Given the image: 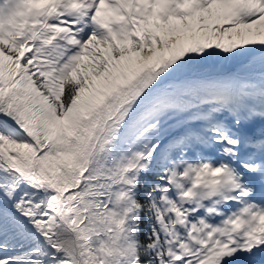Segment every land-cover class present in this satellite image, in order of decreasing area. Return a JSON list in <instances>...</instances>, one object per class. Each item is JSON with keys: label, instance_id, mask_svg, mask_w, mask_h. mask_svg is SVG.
Returning <instances> with one entry per match:
<instances>
[{"label": "snow or ice", "instance_id": "1", "mask_svg": "<svg viewBox=\"0 0 264 264\" xmlns=\"http://www.w3.org/2000/svg\"><path fill=\"white\" fill-rule=\"evenodd\" d=\"M0 264H264V0H0Z\"/></svg>", "mask_w": 264, "mask_h": 264}]
</instances>
